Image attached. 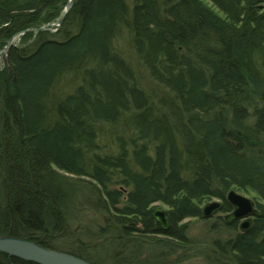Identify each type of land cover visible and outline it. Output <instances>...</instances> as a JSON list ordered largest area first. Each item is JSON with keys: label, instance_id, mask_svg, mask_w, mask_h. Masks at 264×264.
<instances>
[{"label": "trees", "instance_id": "trees-1", "mask_svg": "<svg viewBox=\"0 0 264 264\" xmlns=\"http://www.w3.org/2000/svg\"><path fill=\"white\" fill-rule=\"evenodd\" d=\"M68 5L0 0V48L60 19ZM121 27L138 61L169 90L157 116L129 59L114 52ZM57 31L24 35L0 68V234L103 264L52 243L69 227L68 192L83 178L96 184L99 205L122 233L175 246L189 242L190 220L206 219L208 200L219 199L218 211L230 215L226 195L235 189L252 195L257 213L244 230L225 219L235 236L214 249L233 264H264V0H73ZM66 70L80 72V81L50 108ZM122 113L137 129L129 142H145L132 150L119 137L117 154L98 155L93 121ZM112 171L123 185H109ZM157 203L166 207L168 231L153 217ZM0 264L37 263L0 252Z\"/></svg>", "mask_w": 264, "mask_h": 264}, {"label": "rangeland", "instance_id": "rangeland-1", "mask_svg": "<svg viewBox=\"0 0 264 264\" xmlns=\"http://www.w3.org/2000/svg\"><path fill=\"white\" fill-rule=\"evenodd\" d=\"M64 17L65 15L60 17V19L39 27L26 28L18 32L16 36L13 35L5 41L4 47L0 48V68L5 67L6 63L4 59L7 57L11 47H16L14 42L19 44L24 35L28 36L29 39H33L34 34L42 30L50 31L53 34L57 33V30L62 25ZM131 43V34L123 28L122 31L114 37V52L117 53L118 51L121 53L119 57L123 56V58L129 59L135 71L137 82L140 85L139 87L148 94L150 98L148 101L154 104L153 106L155 109L153 110L152 116H157V114H160L161 109L158 102L165 100V98H169V90L152 79L147 68L138 61ZM77 73L79 74L80 72ZM78 74L66 70L63 76H61L56 83L54 82L52 93L50 92L48 95V104L50 108H53L63 95L70 93L74 89L80 81ZM153 89L154 92L149 94L148 92H151ZM51 118L53 120L56 118L54 112L51 113ZM93 126L96 131L93 141L98 155L101 154L105 156L109 153L117 154L119 151V137L125 139L124 146L127 145V147L132 150L136 147V143L142 144V142H145L144 139L139 140L138 136L136 139H132L129 142L131 136L137 133V129L133 124L132 115L130 114L125 115L122 113L119 114L116 119L112 120L96 119L93 121ZM145 139L147 140V146L153 147L155 145L154 141L148 138ZM259 142L262 150H264V133L262 136L259 134ZM85 157L89 161V166H91L94 162V156L91 155V153H86ZM112 175L114 178L109 185H123L117 181V179L122 178L117 171H112ZM89 178L91 177H85L81 180L83 182L73 185L74 187L70 186V191L68 192L69 200L66 207V211L68 210V215L70 217V224L67 230L62 234L58 235L57 232L54 233L57 234V238L52 242L55 247L61 249L65 248V246L70 248L74 246L78 247L81 251L88 253V255L90 254L88 259L94 261L98 259L99 261L104 260L105 262H102L103 264H233L232 257L230 259L228 253H221V251H219L220 247L218 246L214 249V245L217 241L223 242L235 236L234 230L227 229L223 225L224 220L227 219L229 215L222 214L218 211L216 213L213 212L211 218L190 220L187 230V236L190 240L185 246L165 245L162 240L159 242L158 240L152 239L153 235L136 239L130 238L127 233H122V231L113 224L114 222H110V218H108L109 215L104 208L99 205V202L102 203V199L100 200V198L98 199L96 196L98 194L96 188L98 187H96V184L93 182H90ZM237 192L249 198H253L250 194ZM219 201V199L213 198L208 200L205 205ZM155 207H159L163 210L166 209V207L160 203L155 204ZM204 208L205 206L203 209ZM219 215H222V218H218ZM82 244H85L87 247H84ZM215 250L217 251V255H220L219 257L217 256L218 258L216 260L212 257V253ZM74 256L81 258L78 255ZM87 262L93 264L88 260Z\"/></svg>", "mask_w": 264, "mask_h": 264}, {"label": "water", "instance_id": "water-1", "mask_svg": "<svg viewBox=\"0 0 264 264\" xmlns=\"http://www.w3.org/2000/svg\"><path fill=\"white\" fill-rule=\"evenodd\" d=\"M226 199L233 206L234 210L231 216L234 219H241L257 213L254 200L234 189L228 192ZM219 207V202L206 205L203 210L204 216H211ZM153 217L160 224L163 231H168L170 223L165 211L156 207L153 211ZM248 225L249 221H246L242 224V227L247 228ZM0 252L39 264H90L87 260L77 258L72 254L47 249L35 241L10 235H0Z\"/></svg>", "mask_w": 264, "mask_h": 264}, {"label": "bare ground", "instance_id": "bare-ground-1", "mask_svg": "<svg viewBox=\"0 0 264 264\" xmlns=\"http://www.w3.org/2000/svg\"><path fill=\"white\" fill-rule=\"evenodd\" d=\"M6 254V253H5Z\"/></svg>", "mask_w": 264, "mask_h": 264}]
</instances>
